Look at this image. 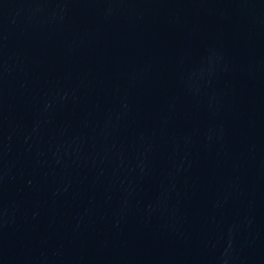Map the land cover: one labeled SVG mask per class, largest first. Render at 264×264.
Masks as SVG:
<instances>
[{
	"label": "water",
	"instance_id": "obj_1",
	"mask_svg": "<svg viewBox=\"0 0 264 264\" xmlns=\"http://www.w3.org/2000/svg\"><path fill=\"white\" fill-rule=\"evenodd\" d=\"M0 264H264V0H0Z\"/></svg>",
	"mask_w": 264,
	"mask_h": 264
}]
</instances>
